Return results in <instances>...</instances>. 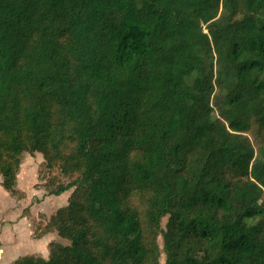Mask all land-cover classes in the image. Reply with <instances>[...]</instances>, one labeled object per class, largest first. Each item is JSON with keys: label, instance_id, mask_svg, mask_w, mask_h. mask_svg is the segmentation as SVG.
I'll list each match as a JSON object with an SVG mask.
<instances>
[{"label": "trees", "instance_id": "16d2710c", "mask_svg": "<svg viewBox=\"0 0 264 264\" xmlns=\"http://www.w3.org/2000/svg\"><path fill=\"white\" fill-rule=\"evenodd\" d=\"M264 0H0V175L74 188L11 264H264ZM167 218L165 226L162 220ZM162 237L163 247H160Z\"/></svg>", "mask_w": 264, "mask_h": 264}, {"label": "rangeland", "instance_id": "374dc122", "mask_svg": "<svg viewBox=\"0 0 264 264\" xmlns=\"http://www.w3.org/2000/svg\"><path fill=\"white\" fill-rule=\"evenodd\" d=\"M246 136L260 155L264 139H256L252 133H246ZM2 180L0 175V264H11L26 254L48 258L51 242L69 243L56 231L37 238L51 216L68 204L74 188L60 195L48 194L49 188L56 187L59 182H68V175L59 168L48 169L43 153L24 152L17 175L18 193L5 189ZM166 222L167 218H163V226ZM158 241L162 248V237ZM164 263L165 254L162 253L160 264Z\"/></svg>", "mask_w": 264, "mask_h": 264}]
</instances>
